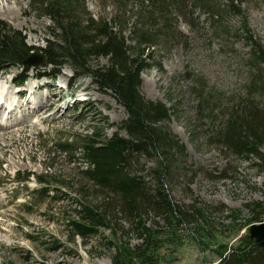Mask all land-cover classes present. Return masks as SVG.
Returning <instances> with one entry per match:
<instances>
[{
  "label": "rangeland",
  "instance_id": "obj_1",
  "mask_svg": "<svg viewBox=\"0 0 264 264\" xmlns=\"http://www.w3.org/2000/svg\"><path fill=\"white\" fill-rule=\"evenodd\" d=\"M30 1L0 0V20L21 30L29 45L45 48L50 22L31 11ZM240 1L241 14L224 11L226 0H212L213 17L198 10L191 20H173L179 34L159 40L157 62L142 75V94L170 109L169 120L161 126L186 148L184 154L173 153V175L166 181L172 200L184 210L206 207L216 229L225 231L224 239L203 252L193 237L198 236L196 220L184 223L179 232L189 236L179 254L168 257L165 264H220V244L229 252L238 248L249 234L250 225L242 226L252 217L248 206L264 200V172L254 165L259 161L238 158L218 144L232 114L264 110V0ZM104 3L88 0L89 12L115 14L113 9L100 10ZM162 31L157 22L153 32ZM91 62L108 64L106 58ZM21 73L17 66L0 77V105L5 107H0V264H113L116 251L105 239L108 232L88 242L69 239L66 221L83 199L71 187H85L90 200L100 199H94L93 187L81 174L86 166L80 150L65 152L60 146L75 147L96 128L108 137L125 136L121 127L127 112L91 78L75 81L70 66L57 80H41L31 73L19 86ZM144 162L135 169L154 188L153 174ZM227 169V177L220 178ZM28 174L35 175L28 184L17 182ZM37 177L66 189L59 192L58 202L35 201L30 192L41 187ZM238 213L235 222L228 218ZM150 221L165 230L163 219L151 214ZM233 223V231H226L224 227ZM138 242L132 238L133 244Z\"/></svg>",
  "mask_w": 264,
  "mask_h": 264
},
{
  "label": "trees",
  "instance_id": "obj_2",
  "mask_svg": "<svg viewBox=\"0 0 264 264\" xmlns=\"http://www.w3.org/2000/svg\"><path fill=\"white\" fill-rule=\"evenodd\" d=\"M87 2L30 1L31 11L50 22L46 26L45 48L29 45L21 30L0 20V77L19 66L22 73L18 85H23L31 72L38 78L54 81L64 67L70 66L75 81L80 77L91 78L100 89L111 92L127 112L121 127L125 136L115 133L108 137L96 128L77 146H60L65 152L80 150L86 166L81 174L93 187L94 199H100L99 203L90 200L85 187L76 190L71 187L83 199L77 201L74 214L66 221L69 239L75 243L80 237L88 242L108 232L105 239L116 251L113 264H165L168 257L179 254L182 242L189 236L180 233L179 227L194 219L198 236L193 237L203 252L210 251L219 239H224L225 231L216 229L206 207L191 206L184 210L172 200L166 181L173 175V153L184 154L186 148L161 126L170 118L169 107L146 98L141 86L142 75L157 62L159 40L169 41L179 34L178 26L173 28V20L181 17L191 20L198 10L213 17L212 0H103L105 3L99 8L115 10L111 16L100 11L92 14ZM242 7L240 0H226L224 11L236 10L241 14ZM157 22L163 27L162 32H153ZM189 25L193 27L192 22ZM35 53L45 56L44 69L26 64ZM95 58H106L108 64L94 65L91 61ZM50 67L49 71L45 69ZM250 109L241 115L232 114L218 144L221 150L238 158L258 160L254 165L264 172V110ZM141 160L153 174L154 188L135 169ZM227 172L230 170L224 171L220 178H226ZM34 176H19L17 181L25 185ZM37 180L41 184L39 189L32 192L26 189L35 201L58 202L59 192L66 190L44 177ZM54 191L56 194L52 195ZM248 208L252 217L248 225L242 224L244 228L256 220L263 222L264 200ZM151 214L166 221L165 230L159 222L150 221ZM239 217L240 213L228 215L234 222ZM224 228L233 231L234 223ZM133 237L139 242L133 244ZM58 248L62 247L56 245ZM217 252L220 264H264V249L255 246L248 235L232 252L224 244H220Z\"/></svg>",
  "mask_w": 264,
  "mask_h": 264
},
{
  "label": "water",
  "instance_id": "obj_3",
  "mask_svg": "<svg viewBox=\"0 0 264 264\" xmlns=\"http://www.w3.org/2000/svg\"><path fill=\"white\" fill-rule=\"evenodd\" d=\"M46 58L43 54L35 53L26 63L30 66H44L46 65ZM250 240L254 241V245L264 249V222L252 223L249 227Z\"/></svg>",
  "mask_w": 264,
  "mask_h": 264
},
{
  "label": "bare ground",
  "instance_id": "obj_4",
  "mask_svg": "<svg viewBox=\"0 0 264 264\" xmlns=\"http://www.w3.org/2000/svg\"><path fill=\"white\" fill-rule=\"evenodd\" d=\"M4 85H5V84H4ZM4 89H5V86H4ZM29 89H30V88H29ZM29 89H27L26 91L29 92V91H28ZM3 93H6V92H3ZM6 95L9 96L10 93L7 91V94H6ZM1 96H3L2 93H0V98H1ZM21 97H24V94H22ZM22 100H23V99H22ZM29 103L31 104V102H29ZM1 106L4 107V104H3V105L1 104L0 107H1ZM6 107H10V105H8V106H6ZM4 109H5V107H4ZM9 112H10V108H9ZM6 119H7V117H6ZM0 123H1V122H0ZM2 124H5V123H2ZM5 125H6V124H5Z\"/></svg>",
  "mask_w": 264,
  "mask_h": 264
}]
</instances>
